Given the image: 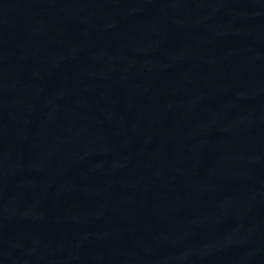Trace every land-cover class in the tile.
<instances>
[{"label":"water","instance_id":"95a60500","mask_svg":"<svg viewBox=\"0 0 264 264\" xmlns=\"http://www.w3.org/2000/svg\"><path fill=\"white\" fill-rule=\"evenodd\" d=\"M0 264H264V0H0Z\"/></svg>","mask_w":264,"mask_h":264}]
</instances>
